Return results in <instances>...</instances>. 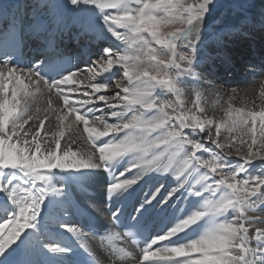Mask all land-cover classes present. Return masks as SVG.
Masks as SVG:
<instances>
[{
    "label": "snow or ice",
    "instance_id": "obj_1",
    "mask_svg": "<svg viewBox=\"0 0 264 264\" xmlns=\"http://www.w3.org/2000/svg\"><path fill=\"white\" fill-rule=\"evenodd\" d=\"M246 4L229 10L247 19ZM215 8L0 5V264H264V83L259 103L209 115L198 45ZM69 22L98 45L84 68L58 54Z\"/></svg>",
    "mask_w": 264,
    "mask_h": 264
},
{
    "label": "bare ground",
    "instance_id": "obj_2",
    "mask_svg": "<svg viewBox=\"0 0 264 264\" xmlns=\"http://www.w3.org/2000/svg\"><path fill=\"white\" fill-rule=\"evenodd\" d=\"M258 2V0H256ZM37 2V0L35 1ZM260 6H255L260 12L264 13V0H260ZM0 5L6 7L10 12L19 9L21 18H28L31 15L33 0H0ZM249 4H247L248 6ZM253 5V4H252ZM248 9H251L247 7ZM251 9V10H254ZM250 10V11H251ZM27 13V16H25ZM234 13V12H233ZM222 11L216 10L206 17L205 24L202 30L201 40L199 42V56L201 58V63L197 68V71L205 77V86L208 88L209 99H208V110L209 115L216 119H222L224 116V109L227 108L228 103H232L236 107H251L252 101L256 100L259 103L258 96L261 83H264V65L261 63H254L251 68L244 65L243 69L238 71L237 76H231L229 73H224L221 71L225 65L231 68L232 65L226 62V57H231L232 40H236L239 36L243 35L245 38H252V33H246L249 28L254 26V23L260 24L261 19L255 22H249V15L247 14V19H241V16L234 14L229 16L227 14L226 18H221ZM216 25H220L216 27ZM259 30L264 32V28L259 26ZM78 29L73 27L71 22H69L68 29L64 30L63 34H58L56 40L59 39H71L76 42L80 40L83 43V48H81V58L78 57L76 61L79 63L81 68H84L85 64H88L89 58H95V52L97 51L98 45L93 42L87 36L76 37ZM238 36V37H237ZM251 36V37H250ZM30 38L31 43H36L35 39ZM29 42H27L28 44ZM87 43V44H86ZM234 60V59H233ZM239 61H236L238 64ZM215 87L209 86V83ZM233 89L236 92H233ZM191 98V93L189 92L188 97ZM219 99V104H214L213 102ZM47 96L46 94L40 98L39 106L41 108L46 107ZM52 120V131H57L55 125L56 121L54 117L50 118ZM46 127L49 126L48 121H45ZM27 127V126H26ZM69 133L66 130V136ZM63 143V141H62ZM82 149L86 150L88 145L86 141L82 140L79 142ZM233 159H238L233 156ZM174 166L178 167V162H174ZM148 183L155 184L159 181H164L166 184H171L174 182V177L169 174H151L150 177L146 178ZM95 195L100 198L99 189L95 190ZM0 211H2V206H0ZM102 222L104 221L103 218Z\"/></svg>",
    "mask_w": 264,
    "mask_h": 264
},
{
    "label": "rangeland",
    "instance_id": "obj_3",
    "mask_svg": "<svg viewBox=\"0 0 264 264\" xmlns=\"http://www.w3.org/2000/svg\"><path fill=\"white\" fill-rule=\"evenodd\" d=\"M36 0H33V6L31 7L33 9L34 5H35V2ZM233 0H216V8L213 12H215L216 10H220L222 11V14H221V18H226L227 17V14L230 16H233L235 14V12H231L229 9H230V6L232 4ZM260 0H258V2L256 0H247V4H249L247 6L246 4V7H249L251 9H254L255 6H258L260 4ZM253 4V5H252ZM258 4V5H257ZM260 6V5H259ZM248 9V8H247ZM251 9H248L247 11V14L249 15V22H255L257 21L258 19L262 18V13L263 12H260L257 7H256V10H251ZM251 10V11H250ZM237 14V13H236ZM226 16V17H225ZM220 25H216V27H219ZM183 50V49H181Z\"/></svg>",
    "mask_w": 264,
    "mask_h": 264
}]
</instances>
